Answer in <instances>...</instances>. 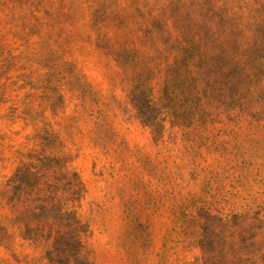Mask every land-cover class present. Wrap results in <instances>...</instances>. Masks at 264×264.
<instances>
[{"label": "rangeland", "instance_id": "1", "mask_svg": "<svg viewBox=\"0 0 264 264\" xmlns=\"http://www.w3.org/2000/svg\"><path fill=\"white\" fill-rule=\"evenodd\" d=\"M0 264H264V0H0Z\"/></svg>", "mask_w": 264, "mask_h": 264}]
</instances>
